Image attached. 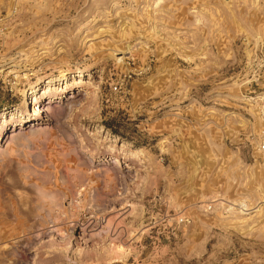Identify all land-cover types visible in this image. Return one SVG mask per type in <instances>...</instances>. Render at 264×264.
Instances as JSON below:
<instances>
[{
	"label": "rangeland",
	"instance_id": "374dc122",
	"mask_svg": "<svg viewBox=\"0 0 264 264\" xmlns=\"http://www.w3.org/2000/svg\"><path fill=\"white\" fill-rule=\"evenodd\" d=\"M263 99L264 0H0V264H264Z\"/></svg>",
	"mask_w": 264,
	"mask_h": 264
},
{
	"label": "bare ground",
	"instance_id": "6f19581e",
	"mask_svg": "<svg viewBox=\"0 0 264 264\" xmlns=\"http://www.w3.org/2000/svg\"><path fill=\"white\" fill-rule=\"evenodd\" d=\"M23 102H24V99H23V101H21V103H23ZM50 108H52V107H50ZM53 108H55V107H53ZM38 111H39V107L37 105V102L33 103L31 105L29 116L30 117L31 116H37L38 115ZM113 161H118V160H110V162H113ZM37 197H38V200L40 202L39 206L41 205L43 207H46L48 210H53L54 207H58V209H61V205L57 202V200L54 198L53 195L46 194V193H44V194L40 193ZM15 205L17 206V204H15ZM20 257L23 258V256L21 254H20ZM2 264H8V263H6V261H5Z\"/></svg>",
	"mask_w": 264,
	"mask_h": 264
},
{
	"label": "built area",
	"instance_id": "2783aa9c",
	"mask_svg": "<svg viewBox=\"0 0 264 264\" xmlns=\"http://www.w3.org/2000/svg\"><path fill=\"white\" fill-rule=\"evenodd\" d=\"M264 100V99H263ZM259 118H260V121L262 123V131L260 132V134L257 136L254 137V140L256 142V146L258 148V150L262 153H264V103L261 105V108H260V111H259ZM178 222H181V223H186L188 222V219L184 216H179L177 218Z\"/></svg>",
	"mask_w": 264,
	"mask_h": 264
}]
</instances>
